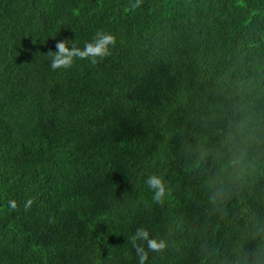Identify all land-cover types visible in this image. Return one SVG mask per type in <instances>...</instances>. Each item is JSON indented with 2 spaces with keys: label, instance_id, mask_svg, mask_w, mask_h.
<instances>
[{
  "label": "trees",
  "instance_id": "1",
  "mask_svg": "<svg viewBox=\"0 0 264 264\" xmlns=\"http://www.w3.org/2000/svg\"><path fill=\"white\" fill-rule=\"evenodd\" d=\"M142 227L145 264H264V0H0V264H139Z\"/></svg>",
  "mask_w": 264,
  "mask_h": 264
},
{
  "label": "clouds",
  "instance_id": "2",
  "mask_svg": "<svg viewBox=\"0 0 264 264\" xmlns=\"http://www.w3.org/2000/svg\"><path fill=\"white\" fill-rule=\"evenodd\" d=\"M115 45V35L102 31L97 32L92 40L85 43L83 48L78 47L71 40H60L56 44V50L49 52L51 68L53 70L71 68L77 59H90L92 64H96L98 60L110 56ZM146 183L152 191V199L157 203L163 202L168 195V188L163 178L152 175L147 178ZM31 203L32 201L28 200L25 207H30ZM9 204L13 209L17 207L15 200H11ZM128 240L136 249L139 264H145L148 258V252L144 244H146L147 249L152 251H159L165 247L164 240L153 238L149 230L143 227L138 228L132 236L128 237Z\"/></svg>",
  "mask_w": 264,
  "mask_h": 264
}]
</instances>
